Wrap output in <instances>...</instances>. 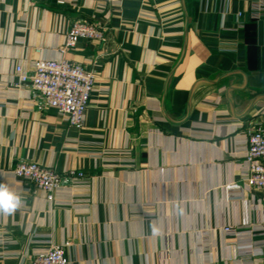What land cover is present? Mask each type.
<instances>
[{"label": "crops", "instance_id": "crops-1", "mask_svg": "<svg viewBox=\"0 0 264 264\" xmlns=\"http://www.w3.org/2000/svg\"><path fill=\"white\" fill-rule=\"evenodd\" d=\"M253 11V0H0V183L22 200L0 214V264L52 245L71 264H264V191L243 181L249 124H264V9ZM80 18L106 22L108 41L63 53ZM39 57L96 73L82 129L15 85L16 66ZM21 160L85 179L49 201L14 175Z\"/></svg>", "mask_w": 264, "mask_h": 264}, {"label": "built area", "instance_id": "built-area-1", "mask_svg": "<svg viewBox=\"0 0 264 264\" xmlns=\"http://www.w3.org/2000/svg\"><path fill=\"white\" fill-rule=\"evenodd\" d=\"M264 0H253V16L262 15ZM243 16L238 12V17ZM110 26L86 18L74 21L67 34L63 53L74 48L80 39L97 40L107 43ZM15 85L28 87L34 101L41 109L54 108L68 123L82 129L86 110L95 88L96 73L84 63L62 58H36L30 68L18 64L15 69ZM248 148L245 154L246 171L243 181L249 188L264 191V124L254 121L247 131ZM14 175L35 189L45 192L47 200L52 201L55 191L69 183H78L85 179L81 171L68 170L60 173L37 161L21 160L13 169ZM264 228V224H263ZM230 232V229H227ZM30 264H71L64 246L52 245L43 252L35 254Z\"/></svg>", "mask_w": 264, "mask_h": 264}, {"label": "clouds", "instance_id": "clouds-1", "mask_svg": "<svg viewBox=\"0 0 264 264\" xmlns=\"http://www.w3.org/2000/svg\"><path fill=\"white\" fill-rule=\"evenodd\" d=\"M21 197L0 183V214L10 215L21 205Z\"/></svg>", "mask_w": 264, "mask_h": 264}]
</instances>
